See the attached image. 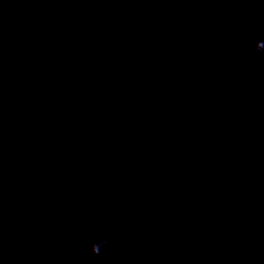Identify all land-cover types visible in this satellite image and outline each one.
<instances>
[{
	"label": "water",
	"instance_id": "water-1",
	"mask_svg": "<svg viewBox=\"0 0 264 264\" xmlns=\"http://www.w3.org/2000/svg\"><path fill=\"white\" fill-rule=\"evenodd\" d=\"M0 264H264V0H0Z\"/></svg>",
	"mask_w": 264,
	"mask_h": 264
}]
</instances>
